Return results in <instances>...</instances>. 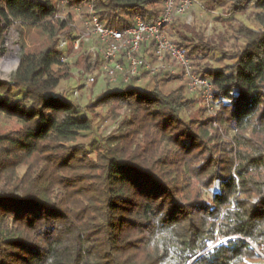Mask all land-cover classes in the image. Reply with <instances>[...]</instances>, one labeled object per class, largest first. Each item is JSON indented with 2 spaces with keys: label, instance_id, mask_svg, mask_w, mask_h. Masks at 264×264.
Masks as SVG:
<instances>
[{
  "label": "trees",
  "instance_id": "1",
  "mask_svg": "<svg viewBox=\"0 0 264 264\" xmlns=\"http://www.w3.org/2000/svg\"><path fill=\"white\" fill-rule=\"evenodd\" d=\"M165 1L96 0L95 9L124 29L137 16L157 21ZM199 2L233 16L224 65L210 62L218 46L204 33L176 18L168 30L211 81L213 112L186 83L167 88L177 80L168 72L144 71L145 84L108 80L90 113H126L80 142L94 120L58 91L55 68L85 44L74 49L57 2L0 0V52L11 27L23 48L14 77L0 78V117L17 123L0 133V264H264V0ZM23 27L38 30L39 47L27 48ZM151 47L143 54L154 58ZM91 59L73 63L94 72L101 62Z\"/></svg>",
  "mask_w": 264,
  "mask_h": 264
},
{
  "label": "built area",
  "instance_id": "2",
  "mask_svg": "<svg viewBox=\"0 0 264 264\" xmlns=\"http://www.w3.org/2000/svg\"><path fill=\"white\" fill-rule=\"evenodd\" d=\"M95 3L96 0H57L60 10L56 18L70 20L69 25L74 29V49H80L81 44H85L84 52L92 55V63L98 60L101 62L100 68L110 82H116L120 77L124 82H129L133 77L140 82L144 71L150 74L166 71L174 79L185 81L189 92L201 97L208 111L213 112L211 81L194 72L191 58L175 43L168 30L177 16L186 15L195 5L200 4L199 0H166L164 12L157 21L146 22L137 16L135 24L124 29L106 26L96 12ZM82 4L85 6V14ZM68 12H71L73 19H69ZM78 20L81 21L79 26L76 24ZM9 29L12 27L6 30L5 37ZM143 44L152 46L154 58L149 56L150 50L148 54H143ZM59 46L60 49H67L68 41L65 37L60 39ZM5 56L0 52V69L7 73L10 71L3 69V65L12 68L15 59H5ZM66 60L62 58L63 62ZM95 81L96 77L86 70L84 83ZM74 94L78 96V91Z\"/></svg>",
  "mask_w": 264,
  "mask_h": 264
},
{
  "label": "rangeland",
  "instance_id": "3",
  "mask_svg": "<svg viewBox=\"0 0 264 264\" xmlns=\"http://www.w3.org/2000/svg\"><path fill=\"white\" fill-rule=\"evenodd\" d=\"M55 2H57V0H55ZM221 15L222 14L218 11H209L200 3L195 5L186 15H180L176 17L178 26L182 27L181 25L186 23L193 30L204 33L208 39L212 40L218 46V49L214 51V57L210 61L214 66L224 65L228 61H223L220 59V57L222 56V49L228 48L229 45H231V43L233 42L232 38L230 37L233 29L231 27V17L233 16L230 17L228 15ZM239 18L243 19L250 27H257L254 22L247 20L245 16H239ZM77 25L79 26V23ZM22 31L23 39L27 48L35 49L41 45L43 39L37 29L23 27ZM169 35L172 38L177 39L176 33H174L172 30H170ZM21 39V33L16 28L12 27V29H9L7 31V35L5 37L3 48L1 51L6 55L5 59L11 58V60H13V58L16 56L20 57L23 52ZM221 39L222 41L220 43ZM85 49L86 46L84 45L81 53H72L67 58L64 65L55 68L63 76L58 91L63 93L66 97L79 103L84 109L89 112V115L94 120L93 130L90 133L79 137L80 142H90V140L93 138H100L109 134L118 127L119 120L126 113L124 109H119L118 113H120V115L117 119H114L111 115H108L107 106L92 107L94 115L90 113V104L101 93L105 92L113 85H111V83L108 81L106 74L102 71L100 66H98V68L94 72L90 71L96 77V81L91 84L84 83V73L88 69L84 64L75 65L73 63V60L74 58H76V56L84 53ZM16 68L17 65L10 70L6 66H3V69H5L6 71L9 70L10 72L4 73L0 69V78L11 80L15 75ZM146 80L147 79L143 78V81L140 84H145ZM182 83H185V81L174 80L173 82L166 85V87L173 88ZM75 91H78V96L74 94ZM15 127H17V123L14 120H10L4 116L0 117V133L6 132Z\"/></svg>",
  "mask_w": 264,
  "mask_h": 264
},
{
  "label": "bare ground",
  "instance_id": "4",
  "mask_svg": "<svg viewBox=\"0 0 264 264\" xmlns=\"http://www.w3.org/2000/svg\"><path fill=\"white\" fill-rule=\"evenodd\" d=\"M5 58H6V56H5ZM10 59H11V58H10ZM13 59H15V63H14V65H13V67H16V65H17L16 62L18 61V59H17L16 57H14ZM3 66H4V65H3ZM13 67H12V68H13ZM4 68H5V67H4ZM12 68L9 67V70L12 69ZM9 70H8V71H9Z\"/></svg>",
  "mask_w": 264,
  "mask_h": 264
},
{
  "label": "water",
  "instance_id": "5",
  "mask_svg": "<svg viewBox=\"0 0 264 264\" xmlns=\"http://www.w3.org/2000/svg\"><path fill=\"white\" fill-rule=\"evenodd\" d=\"M19 63H20V57H18V64H17V68H18V66H19ZM17 68H16V70H17Z\"/></svg>",
  "mask_w": 264,
  "mask_h": 264
}]
</instances>
